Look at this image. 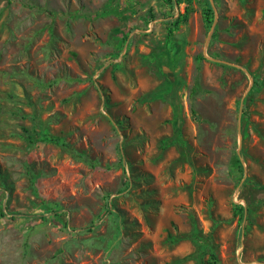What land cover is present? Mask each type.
<instances>
[{
    "label": "rangeland",
    "instance_id": "374dc122",
    "mask_svg": "<svg viewBox=\"0 0 264 264\" xmlns=\"http://www.w3.org/2000/svg\"><path fill=\"white\" fill-rule=\"evenodd\" d=\"M0 264H264V0H0Z\"/></svg>",
    "mask_w": 264,
    "mask_h": 264
},
{
    "label": "trees",
    "instance_id": "16d2710c",
    "mask_svg": "<svg viewBox=\"0 0 264 264\" xmlns=\"http://www.w3.org/2000/svg\"><path fill=\"white\" fill-rule=\"evenodd\" d=\"M207 7H208V10L206 12V15H207V21H209L210 20V16H211V14L213 12V9H212V6H211L210 3L207 4ZM43 140L44 141H48V142H54L56 144L60 143V138H58V137H56V136H54L52 134H48V133H46L44 135Z\"/></svg>",
    "mask_w": 264,
    "mask_h": 264
}]
</instances>
